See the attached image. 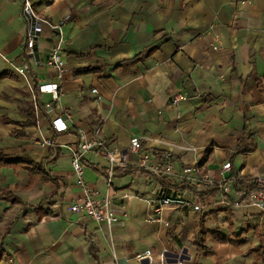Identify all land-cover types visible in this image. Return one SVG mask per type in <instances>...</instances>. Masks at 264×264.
<instances>
[{
	"label": "crops",
	"instance_id": "1",
	"mask_svg": "<svg viewBox=\"0 0 264 264\" xmlns=\"http://www.w3.org/2000/svg\"><path fill=\"white\" fill-rule=\"evenodd\" d=\"M20 4L0 0V119L11 120H0V149L27 153L49 179L30 185L25 167L0 166V190L20 200L0 199V264H140L135 255L145 248L184 251L185 264H264L258 206L220 203L207 187L204 196L215 198L207 208H169L150 219L142 198L164 181L179 184L182 166H197L208 149L198 167L211 178L221 176L226 160L243 177L264 174V0H33L48 20L70 14L61 27V78L45 63L57 41L48 22L37 24L31 53L24 49ZM24 61L30 68L17 72ZM48 79L60 81V99L49 114L38 113L39 126H21L34 87ZM178 92L187 98L174 105L170 96ZM57 114L68 125L61 132L51 126ZM79 127L97 129L122 150L139 136L152 160L170 151L173 173L151 174L132 153L108 184L104 155L88 152L83 178L99 197L111 198L120 222L109 226L71 211L69 203L84 197L68 148L76 146ZM40 131L55 144L41 145ZM199 214L206 231L195 238Z\"/></svg>",
	"mask_w": 264,
	"mask_h": 264
},
{
	"label": "built area",
	"instance_id": "2",
	"mask_svg": "<svg viewBox=\"0 0 264 264\" xmlns=\"http://www.w3.org/2000/svg\"><path fill=\"white\" fill-rule=\"evenodd\" d=\"M21 11L26 20V32L24 37V49L27 53H31L37 39V24L48 22L50 28L56 33L57 41L52 45L45 60L47 66L56 70V75L61 78V72L64 66L61 56L60 43L63 39L62 24L70 19V14H65L58 21H52L45 18L33 4V0H21ZM216 47V45H214ZM16 68L17 72H25L30 68V63L24 61ZM96 91V88H92ZM32 95V107H34L36 115V125L39 126L38 113L44 108L49 114L53 110L52 103L60 99V81L48 79L36 84ZM51 94L49 101H40L42 94ZM187 98V94L178 92L170 96V103L177 105L181 99ZM62 115L66 118L71 117V111L62 108ZM61 114H57L51 118V126L56 132L64 131L68 128ZM77 143L75 147H68L71 155V165L73 166L78 182L84 188V197L81 200H73L69 203V209L77 213H83L94 221L105 222L109 226L120 222L115 210L110 207L111 198L99 197L97 190L90 189L83 178L82 159L86 153L97 150L101 152L106 159L102 173L104 179L110 184L113 174L117 168L125 169L129 163V156L132 153L139 154L138 166L147 170L151 174L158 176H168L173 173L174 162L173 155L170 151L162 154L159 158L152 160L151 155L142 151L141 138L139 136L132 137L126 148H112L104 137L98 135V130L92 132L82 127L77 129ZM39 143L43 146L55 144L53 137L46 136L40 131ZM231 162L226 160L219 168V178L210 177L199 171L198 165H184L178 171L179 184H185L182 189H167L164 186H158L150 195L142 196L147 205L151 208L150 219H155L164 209H176L189 207L194 211L203 210L214 202L215 198H207L204 196V189L215 186L216 192L220 195V203L227 202L229 204L240 205L242 203L258 206L264 212V174L258 173L251 177H243L237 173L230 171ZM236 185V186H234ZM234 188V193L231 190ZM234 194V195H233ZM131 193H126L124 197L128 199L133 197ZM140 264H165L173 262L174 264H185L188 255L184 251H168L163 250L159 253L145 248L135 255Z\"/></svg>",
	"mask_w": 264,
	"mask_h": 264
},
{
	"label": "trees",
	"instance_id": "3",
	"mask_svg": "<svg viewBox=\"0 0 264 264\" xmlns=\"http://www.w3.org/2000/svg\"><path fill=\"white\" fill-rule=\"evenodd\" d=\"M136 58V56H135ZM133 58V60L135 59ZM94 69H97V67H92V68H85L83 69V71H92ZM4 74V73H2ZM1 74V75H2ZM0 120H4V121H10L11 120L7 117L2 118ZM17 123V122H16ZM36 122V115H35V110L34 107H32L31 105V110L28 112V118L26 120H21L20 122H18V124H20L21 126H30V125H35ZM19 132V131H18ZM210 153V149H208L206 151V153L204 154V156L201 158L200 162L198 163V165H201L202 163L205 162L207 155ZM6 165H10L13 166L14 168L17 167H25L26 169H28L29 171V175H30V185L33 184L34 180L36 178H40L41 180H47L49 179V174L48 172L45 171L44 166H42V164L38 161H34L30 155H28L27 153L21 152L19 154H15V153H9V152H3L0 149V166H6ZM164 187L167 189V191H169L171 189V187H173V185H169L167 183H165V181L163 182ZM175 186L173 188L178 189L179 187H183L185 186V184H174ZM215 190V186H212L211 189V193H213ZM0 199H11L12 202H19V198L17 196L14 195V193L8 189H2L0 190ZM196 225H195V229H194V237L197 238L199 237V234L206 231L205 229V220H204V214H199L197 219H196ZM96 257V254H94Z\"/></svg>",
	"mask_w": 264,
	"mask_h": 264
}]
</instances>
